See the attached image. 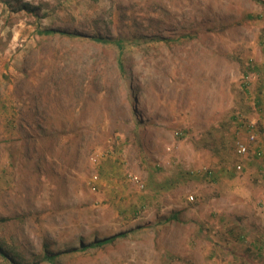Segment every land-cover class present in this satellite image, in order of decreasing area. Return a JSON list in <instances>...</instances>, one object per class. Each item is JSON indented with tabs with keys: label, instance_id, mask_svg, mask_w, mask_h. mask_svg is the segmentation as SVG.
I'll return each mask as SVG.
<instances>
[{
	"label": "rangeland",
	"instance_id": "rangeland-1",
	"mask_svg": "<svg viewBox=\"0 0 264 264\" xmlns=\"http://www.w3.org/2000/svg\"><path fill=\"white\" fill-rule=\"evenodd\" d=\"M94 36L125 42L123 72ZM0 245L21 264H264V0H0Z\"/></svg>",
	"mask_w": 264,
	"mask_h": 264
},
{
	"label": "trees",
	"instance_id": "trees-1",
	"mask_svg": "<svg viewBox=\"0 0 264 264\" xmlns=\"http://www.w3.org/2000/svg\"><path fill=\"white\" fill-rule=\"evenodd\" d=\"M8 3L10 1H16V0H6ZM22 7V6H21ZM23 11H26L34 16H38V11L33 6H24ZM37 33L41 36L45 37H55V36H61V37H69L72 39H76L79 37H87L85 35H81L79 33H71L65 30L60 29H53V28H44V29H37ZM96 44H102L103 46L108 45H115L119 50V57H118V66L123 72V55L125 51V42L120 39H112V38H105L102 36L99 37H88ZM129 232H122L114 236H108L103 239H97L93 242H90L88 244H81L80 250L83 252H86L90 249H101L107 245H113L115 244L119 239H124L128 236ZM0 257L9 262L10 264H21V262L18 261L16 256L14 254H10L4 250L3 246L0 245ZM44 259L46 261H49L51 264H56V256L50 255L49 252L45 251Z\"/></svg>",
	"mask_w": 264,
	"mask_h": 264
},
{
	"label": "built area",
	"instance_id": "built-area-1",
	"mask_svg": "<svg viewBox=\"0 0 264 264\" xmlns=\"http://www.w3.org/2000/svg\"><path fill=\"white\" fill-rule=\"evenodd\" d=\"M256 139L257 138H256L255 134H252L250 136V142L249 143H254L256 141ZM236 147H237V153L240 156H246L248 154V152H249V145L248 144H245L244 142H238ZM96 158L97 157H94V158L91 159L93 161V163H97ZM237 168L239 170H241L242 169V166L237 165ZM97 180H98V175L95 174L93 176V181H97ZM190 199L191 200H194V197H191Z\"/></svg>",
	"mask_w": 264,
	"mask_h": 264
}]
</instances>
